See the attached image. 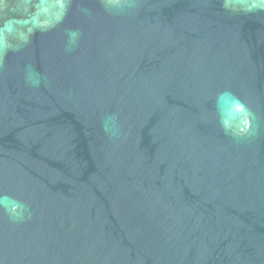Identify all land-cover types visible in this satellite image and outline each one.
Masks as SVG:
<instances>
[{"label": "water", "instance_id": "obj_1", "mask_svg": "<svg viewBox=\"0 0 264 264\" xmlns=\"http://www.w3.org/2000/svg\"><path fill=\"white\" fill-rule=\"evenodd\" d=\"M0 264H264V0H0Z\"/></svg>", "mask_w": 264, "mask_h": 264}]
</instances>
